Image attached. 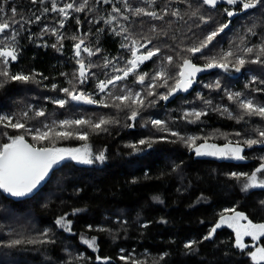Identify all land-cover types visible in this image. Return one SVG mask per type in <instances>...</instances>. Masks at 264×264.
<instances>
[{"label": "trees", "instance_id": "16d2710c", "mask_svg": "<svg viewBox=\"0 0 264 264\" xmlns=\"http://www.w3.org/2000/svg\"><path fill=\"white\" fill-rule=\"evenodd\" d=\"M83 2L56 0V6L59 9L65 3L79 5ZM126 4L130 7L126 8ZM0 7L4 9L0 16L18 22L0 34V47L8 44L17 50V59L8 65L9 74L33 77L28 82L0 77V84H3L0 115L12 116L14 122L20 120L25 124V129L5 128L0 124V145L9 142L8 136L24 135L25 140L36 147L88 145L93 156L104 152L106 157L103 162L94 161L91 165L65 160L30 198L12 201L0 193V264H131L132 260L140 264H254L249 255L253 249L249 246L254 241L247 238L250 243H244L243 250L235 247V232L227 225L217 229L211 239L203 237L219 221L221 214H232L225 209L234 208L253 223H264V205L261 204L264 189L242 191L245 180L230 175L234 172L251 174L261 163L260 157H264V145L245 146L244 160L200 158L193 151L195 146L189 148L170 132H177L180 137L196 136L199 138L196 145L207 140L218 147L229 141L235 144L248 138L259 139L257 131L264 130V119L245 115L238 121L242 112L238 102L228 99V94L241 93L240 99L264 105V56L260 57V62L252 63L258 49L251 54L243 51L264 40V4L241 12L239 7L229 5L212 9L203 5L202 0H152L151 3L148 0H111L110 3L88 0L84 11L68 10L63 28L59 25L63 19L59 12L51 11L52 0H37L36 3L0 0ZM113 7L120 12H113ZM137 7L155 11L162 19L132 15ZM13 8L16 9L15 17ZM46 8L48 11H44ZM225 8L237 14L229 18ZM173 11L179 15H171ZM193 11H197V15L193 16ZM110 14L116 20L107 25L104 19ZM201 15L211 20L201 23ZM222 23H229V27L201 53L193 55L184 50L198 46ZM121 26L128 32L115 35L113 29L118 32ZM45 27L56 28L63 35L61 50L51 46L57 43V37L42 33ZM249 28L256 34L250 33ZM13 30L15 40L8 39L14 34ZM128 34L146 48H160V52L137 69V73H148L144 85L136 83L134 73L100 93L97 83L116 75L113 67L124 68L130 58L131 53L121 48V43H130L124 40V35ZM73 36L84 39V46L101 49L90 58L86 53L81 54L86 63L95 65L84 84L73 80L77 68L73 49L77 41ZM146 48H139V52L145 53ZM229 50L246 60L240 72L235 71L233 56L229 58L227 71L207 68L208 72L197 79L186 94L161 100L159 94H166L168 87L158 86L154 89L156 96L147 95L152 76L161 68L172 77L168 79V85L172 86L184 57L204 67L210 58L219 60L221 54ZM167 56L173 57L171 64ZM105 57L112 60L107 68L103 66ZM70 80L78 91L110 106L71 101L61 91L72 88ZM155 83L160 85L163 81ZM217 83L219 87L215 86ZM129 89L141 93L145 100L142 108L130 102L120 108L114 106L120 102L112 96L124 95ZM58 99L68 102L61 108L53 102ZM153 100L155 103L151 104ZM206 101L211 103L206 104ZM133 108L140 113L134 121L128 119ZM192 110L204 111L206 115L189 123L188 120L194 118L185 119L184 113ZM39 111L44 115L37 116ZM24 113H27L26 118ZM102 117L115 121L104 126L106 131L96 132L87 125L68 129L74 133L87 132L86 141L56 139L54 134L50 140L34 141L32 135L35 133L27 131L44 130L45 124L53 126L54 121L58 126L59 121L66 119L98 122ZM152 119L164 121L168 131L146 123ZM130 124L133 126L128 127ZM56 130L60 129L56 127ZM237 132L239 136L235 135ZM142 139L151 142V147L140 145ZM132 144L140 150L134 151L128 146ZM262 175L264 173L258 174V178L264 177ZM59 217L71 221V231L56 225ZM241 223L246 224L247 220ZM46 230L47 236L43 235ZM81 237H96V250L82 243ZM13 240L22 243L8 246ZM190 241L196 243L191 249L185 248ZM256 247H264V237L257 240ZM122 256L127 259L122 260Z\"/></svg>", "mask_w": 264, "mask_h": 264}, {"label": "snow or ice", "instance_id": "6c2138e0", "mask_svg": "<svg viewBox=\"0 0 264 264\" xmlns=\"http://www.w3.org/2000/svg\"><path fill=\"white\" fill-rule=\"evenodd\" d=\"M37 0H32V3H36ZM43 2V0H40ZM105 3H110L111 0H104ZM149 3L152 0H148ZM88 0H84L83 3L79 5H75L74 3H65L63 7L59 9L56 6V0H52V8L51 11L59 12L60 16L63 18L60 22V28L64 27V20H66L69 16V9L79 13L85 10L87 6ZM224 3L229 6H237L239 7L241 12H246L249 9H254L260 4H264V0H202L203 5H207L209 8L215 9L219 4ZM126 8H129L130 5H125ZM4 9L0 7V13H3ZM44 11H48V9H44ZM113 12H120L119 8L113 7ZM227 17L231 18L237 13L234 10L229 8L224 9ZM13 17L16 15V9H12ZM132 15L140 16L147 15L156 19H162V16H157L155 11H146L142 7H137L132 11ZM173 16L179 15L178 12L173 11L171 13ZM192 15H197V11H193ZM125 20L128 19L127 16L123 17ZM40 17L37 16L36 20H39ZM103 19V18H102ZM116 20L115 16L109 15L108 19H104V23L107 25H112L113 21ZM211 20V17H205L203 15L200 16L201 23H208ZM18 23L15 19H6L0 16V34L6 32V30L12 28L13 24ZM77 24H80V20L77 19ZM21 27L23 25L21 24ZM229 27V23L220 24L214 31L209 32L204 40H202L198 46L189 47L184 49L185 51L195 55L196 53H201L203 49L207 48L209 44L226 28ZM97 31H101L97 29ZM115 35H123L128 32L127 28L120 27V31L116 32L114 29ZM155 31V29H153ZM248 31L255 35L256 33L252 28H249ZM14 34L8 39L15 40V30H13ZM42 33H51L52 35L57 37V43L51 45L53 48H56L58 51L63 48L62 40L64 39L63 35L59 33L56 28H47L42 29ZM87 35V34H85ZM72 39L77 41L73 45L74 56L76 57L75 63L77 65L76 71L73 76V80L78 82L79 84H84L87 82L89 78V70L92 67H95L91 62L86 63L84 59L81 58V54L86 53L87 57H92L100 53L101 49L99 47L92 49L90 47L84 46L85 41L77 36H73ZM125 41H130V43H121V48L128 50L131 55L130 58L126 61V66L124 68H116L113 67V71L117 73L107 80H100L96 87L100 93L105 92L110 85H116L117 82L126 80L130 75L136 73V83L140 85H144L146 78L148 77V73H137V69L140 65L144 64L146 61L152 59V57L156 56L160 52V48H146V45L141 44L139 40L132 38L130 34L124 35ZM151 43V41H148ZM146 48L145 53H140L139 48ZM258 49V54L256 59L252 60V63L260 62V57L264 56V40L261 41V44L256 45L254 47H245L243 49L244 53L251 54L254 50ZM235 56V71L240 72L243 65L246 63V60L241 56H236V54L229 50L221 54L219 60L216 57H212L209 59V62L204 66L205 68H222L225 71L229 68V58ZM17 59V50L15 47L5 44L3 47H0V63L3 64V68L0 69V77H4L5 80L11 81H21L28 82L33 79V77L24 74H15L10 75L8 70V65L10 61H15ZM115 59V58H113ZM166 60L169 64L172 63L173 57L167 56ZM112 64V60L108 57L104 58V67L107 68ZM203 69L198 67L192 60L188 57L183 58L182 64L179 65V71L175 78V83L172 86L168 85V79H172L171 76L167 73L166 70L161 68V70L157 71L154 76H152V83L148 85V96H156L157 93L154 89L158 86L168 87V91L166 94H159V99L168 100L173 94L178 91H187L189 87L193 84L196 74L201 72ZM73 80L69 81V84H72V88H63L61 89L67 97L71 101H76L84 104H96L101 103L104 107H109L110 105L104 104L102 101L95 100L91 95L86 94L82 91H78L76 85L73 83ZM158 80H162L163 84L157 85L155 82ZM3 84H0L2 87ZM219 87V83L215 85ZM53 89L56 88V85L52 86ZM122 91H124L122 89ZM111 96L112 94L109 93ZM241 93H229L228 99L230 101L238 102V106L242 112L237 119L242 120L244 116H259L261 119H264V105L254 103L251 99H240ZM112 99L115 101H119V104L114 105L117 108H120L122 105H126L127 102H130L131 105H137L142 108L145 104L144 98L141 96L140 92L133 93L130 89L127 90L124 95H114ZM59 107L63 108L65 104L68 102L64 99H58L53 101ZM151 104L155 103V100L150 102ZM206 104H210V101H206ZM225 112L228 110L225 108ZM139 111L136 108H133L131 114L128 116L129 120L134 121L139 115ZM37 116H43L44 112L39 111L36 113ZM206 115L204 111H186L184 113V118L188 119L189 117H193L194 119H189V123H194L199 121L200 117ZM229 117L232 118V113H228ZM23 116L26 118L27 113H24ZM111 118H100L98 122H92L87 119H66L58 122H53V126H49L48 124L44 125V130L40 128L36 129H27L29 132H34L32 135V139L34 141H47L53 137L56 139H69L76 138L81 141H86L88 139L87 132H76L70 131L72 126H76L80 128L82 126L87 125L93 131H106L107 129L104 127L110 123H114ZM151 123L153 127L158 130L168 131L165 127V122L159 119H152L146 123ZM0 124H2L5 128L12 129H25V124L20 120H15L12 116L0 115ZM133 125H128V127H132ZM58 127L60 130H56ZM172 136H176L179 139L183 140V142L189 147L193 148L195 154L197 156H215L221 158H229L234 160H244L246 157L242 154L244 152V147L251 148L253 145L264 144V130H258L257 135L259 139L248 138L244 139L241 142L237 141L233 144L231 141L225 144L223 147H218L215 144H209L207 140L203 144L196 145V140L199 139L196 136H187L180 137V134L177 132H170ZM5 135H7L5 133ZM235 135L239 136L240 133H236ZM8 143H4L0 145V191L6 194H10L12 197H26L30 194L34 193L36 190L40 188V186L46 182L55 169H57L62 162L65 160L74 161L81 164L91 165L94 161L103 162L106 157L104 152H100L99 154L93 156L91 149L88 145H85L83 149L81 148H57L53 147H36L25 140L24 135H16V136H8ZM140 145L148 144L151 147V142L147 140H140ZM132 147L134 151H139L140 149L137 145L132 144L128 145ZM261 163L255 170L251 173H231V177L237 180L243 178L245 183L243 184L242 191H247L253 188L264 189V179H258V174L264 173V157H260ZM155 199H158L156 197ZM261 204L264 205V201H261ZM79 211V210H76ZM225 212H231L232 214L229 216H225L221 214L219 221L210 229L209 233L203 237L204 240L211 239L212 236L216 233L217 229H219L222 225H227L232 228L235 232V247L243 250L246 245L243 243V237L249 236L253 241L258 240L260 237H264V223L255 224L251 220H248V217L239 211L233 209H225ZM247 220L246 224H242L241 221ZM56 225L58 227L63 228L65 231H71V221L67 220L66 217H59L56 220ZM146 226V225H145ZM91 229V225L88 226ZM103 230V229H99ZM47 236V230L43 234ZM82 243L86 244L89 248L96 250V237H92L90 239L81 237ZM31 242V241H30ZM48 242V241H41ZM22 243L20 240H13L8 246H15ZM195 241H190L185 244V248L191 249L195 244ZM166 255V254H165ZM249 255L254 262V264H259V262L264 261V247H256L255 251L249 252ZM99 260L100 257H97ZM122 260L127 259L122 256ZM163 259V256L161 257ZM131 264H140V262L136 260H132Z\"/></svg>", "mask_w": 264, "mask_h": 264}, {"label": "water", "instance_id": "95a60500", "mask_svg": "<svg viewBox=\"0 0 264 264\" xmlns=\"http://www.w3.org/2000/svg\"><path fill=\"white\" fill-rule=\"evenodd\" d=\"M219 5H226V4L221 3V4H219ZM197 66H198V67H201L203 70H202L201 72H198V73L196 74L195 80H194L193 84L191 85V87H189V89H188L187 91H178V92H176L175 94H186V93L190 92V91L192 90L194 84H195V81H196L197 79H199L201 76H203L204 74H206V73L208 72V71H207V68H205V67H203V66H200V65H197ZM175 94H173V96H174ZM173 96H171L170 98H172ZM27 142H28V141H27ZM28 143H29V142H28ZM263 145H264V144H263ZM263 145H261V146H263ZM193 151H194V148H193ZM194 152H195V151H194ZM45 183H46V182H44V183L40 186V188H39L38 190H36L34 193H32V194H30L29 196H26V197H19V198H17V197H12L10 194L3 193L2 191H0V193H1L5 198H7V199H9V200H12V201H21V200H23L24 198H30V197H32L34 194H36V193H37V192H38V191L44 186ZM256 243H257V240L254 241L253 243H251L249 247L253 248V247L256 245Z\"/></svg>", "mask_w": 264, "mask_h": 264}, {"label": "flooded vegetation", "instance_id": "af4514ba", "mask_svg": "<svg viewBox=\"0 0 264 264\" xmlns=\"http://www.w3.org/2000/svg\"><path fill=\"white\" fill-rule=\"evenodd\" d=\"M198 157H200V158H210V159H217V160H219V159H224V158H221V157H215V156H198ZM247 238H249V239H251V237H249V236H245V237H243V243H250V241H247V240H249V239H247Z\"/></svg>", "mask_w": 264, "mask_h": 264}, {"label": "rangeland", "instance_id": "374dc122", "mask_svg": "<svg viewBox=\"0 0 264 264\" xmlns=\"http://www.w3.org/2000/svg\"><path fill=\"white\" fill-rule=\"evenodd\" d=\"M84 146L85 145H82V146H79V147H76V148H81V149H83L84 148ZM77 163V162H76ZM79 164H81V163H79ZM262 176H264V175H262ZM258 179H264V177H259ZM255 246L253 247V249L251 250V251H255ZM251 258V257H250ZM252 260V259H251ZM261 262H264V261H261ZM261 262H259V263H261Z\"/></svg>", "mask_w": 264, "mask_h": 264}]
</instances>
